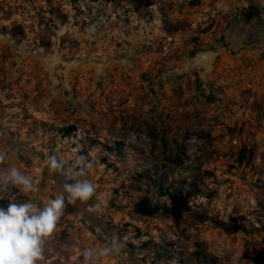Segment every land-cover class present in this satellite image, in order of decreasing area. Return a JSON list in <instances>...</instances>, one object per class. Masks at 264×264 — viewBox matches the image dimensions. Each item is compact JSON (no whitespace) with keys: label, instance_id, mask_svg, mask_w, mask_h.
Segmentation results:
<instances>
[{"label":"rangeland","instance_id":"obj_1","mask_svg":"<svg viewBox=\"0 0 264 264\" xmlns=\"http://www.w3.org/2000/svg\"><path fill=\"white\" fill-rule=\"evenodd\" d=\"M0 153L44 205L49 155L94 162L39 264L114 238L96 264H264V0H0ZM159 184L190 194L179 223L133 212Z\"/></svg>","mask_w":264,"mask_h":264},{"label":"clouds","instance_id":"obj_2","mask_svg":"<svg viewBox=\"0 0 264 264\" xmlns=\"http://www.w3.org/2000/svg\"><path fill=\"white\" fill-rule=\"evenodd\" d=\"M4 160L5 155L0 153V165ZM47 166L64 180L62 193L47 205L39 199H16L12 189L25 194L37 190L32 178L20 168L11 166L0 172V193L11 196L6 207L0 206V264H39L66 206L87 202L97 195L96 187L87 178L94 168L87 155L78 153L69 163L51 154ZM122 248V242L115 238L102 247H88L82 252L83 262L96 264L100 258L118 255Z\"/></svg>","mask_w":264,"mask_h":264},{"label":"trees","instance_id":"obj_3","mask_svg":"<svg viewBox=\"0 0 264 264\" xmlns=\"http://www.w3.org/2000/svg\"><path fill=\"white\" fill-rule=\"evenodd\" d=\"M136 5L141 4L144 0H132ZM145 7L150 6L149 2H143ZM139 10L137 7L135 8ZM66 134L71 133V129H66ZM160 193L166 195L169 199L168 205H161L152 203L147 196L139 199L133 207V212L142 217H153L159 213H164L169 216L175 223H179L182 220V216L185 212L189 211L190 194L184 193L181 188L175 190H162L161 184H159Z\"/></svg>","mask_w":264,"mask_h":264}]
</instances>
